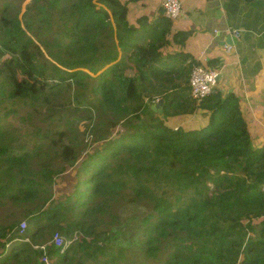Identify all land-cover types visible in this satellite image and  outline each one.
<instances>
[{"label": "trees", "instance_id": "16d2710c", "mask_svg": "<svg viewBox=\"0 0 264 264\" xmlns=\"http://www.w3.org/2000/svg\"><path fill=\"white\" fill-rule=\"evenodd\" d=\"M0 1V94L28 106L26 118L48 111L50 119L20 151L0 126V209L13 208L0 218V264H41L34 247L56 232L77 238L62 253L47 248L52 264H133V257L140 264H264V129L249 131L233 94L216 88L192 100V64L158 69L164 59L174 62L165 53L172 21L160 9L150 20L133 18L132 8L149 0H30L18 17L23 0ZM154 75L176 82L157 89ZM60 93L59 119L84 107L83 132L103 145L78 166L73 190L54 201V178L76 166L83 143L75 125L51 128ZM152 93L163 100L161 114L145 103ZM194 116L203 125H167ZM125 209L139 220L138 235L114 249L109 241ZM23 220L25 237L17 232Z\"/></svg>", "mask_w": 264, "mask_h": 264}, {"label": "crops", "instance_id": "0c3cea01", "mask_svg": "<svg viewBox=\"0 0 264 264\" xmlns=\"http://www.w3.org/2000/svg\"><path fill=\"white\" fill-rule=\"evenodd\" d=\"M163 1L149 0L144 7L133 4V18L141 13L152 14L150 20L159 19ZM171 23V45L165 53L174 62L164 59L158 69L204 63L220 75L217 89L221 95L233 94L238 99L249 131L264 129V0H185L181 15ZM213 30L220 32L215 39ZM232 30L239 35L230 36ZM227 37L232 41L230 49L220 45Z\"/></svg>", "mask_w": 264, "mask_h": 264}, {"label": "rangeland", "instance_id": "374dc122", "mask_svg": "<svg viewBox=\"0 0 264 264\" xmlns=\"http://www.w3.org/2000/svg\"><path fill=\"white\" fill-rule=\"evenodd\" d=\"M29 1L30 0H23V2H21L18 17L21 16L22 12L24 11V5L26 3H28ZM0 3H1V1H0ZM15 11H16L15 8H12L10 12L12 14H14ZM0 50H1V47H0ZM1 59H2V57H0V60ZM129 65H130V63H129ZM127 72L134 73V71L130 70V69H128ZM171 76H169V75H157V77H156L154 75L149 79L150 86H154V88H157V89L160 88L158 83H161V85H163V86H168V85L170 86L172 82L173 83L176 82L175 80L167 82L166 79L170 78ZM8 90H9V86H8ZM64 95L65 94L60 93L55 97L56 99H55L54 109H53V111L56 113L55 115H53V119H55V123L53 126H51V128L56 129V130H65L67 128V122L70 124V126L75 125L77 134L79 135L80 139L83 140V143L81 145L82 153L80 155V158H79L76 166L72 169L69 167H66L65 172H63L61 175H59V177L54 178V182L52 183V186H51L54 201H60V199L62 197L67 196L66 193H70L73 190V186L78 181V177L75 175L78 166L87 156L92 154L95 150H97V151L101 150L102 145H103L102 142L93 143L91 141V136L88 133L84 134L83 129L85 127V124H88V121L85 119V117L87 116V112H85L84 107H82L83 110H81V112H77V113L70 112L66 115L65 118L63 117L62 120L59 119L60 117H59V115H57V113L59 112V110H61V108L57 107L55 104H59L60 102H63ZM156 98H158L156 94H153V93L150 94V96L147 99H145L146 105L148 107H150L151 105L156 103V101L158 100V99L156 100ZM12 102L13 101L9 99L7 93L4 94V96H2L0 94V126L3 125L7 129L9 128V130L14 134L15 143H13V147L15 150L20 151L21 149H19V147L21 145L30 149V143H28L27 140L28 139L31 140L32 135L34 134L33 132H35V127H43L44 128V126L50 121V119H46L43 116V113H44V115H48L49 112L43 111V113H37L35 115V117H33L32 119H28V118H26L27 113L32 112V110L28 106L22 105L21 102H18L16 104H12ZM10 109L17 111L18 114L14 115V114L10 113L8 115V112L10 111ZM181 123L184 124L187 128H196L197 126L199 127L200 125H203L202 120H200L199 118H197L195 116L190 117V118H186L185 121H183V122L175 121L174 119H171L170 121L167 122V125L174 128V127H177ZM119 133H120V127L118 126L115 128V130H113L112 135H111V137H112L111 139L118 137ZM72 135L74 136V133H72ZM12 210H13V208L11 207V205H7L6 207L1 208L0 209V218L1 219L8 218V215L11 214ZM18 212L19 211H16V214ZM119 215H120V220H122L120 222V223H122V225H121L122 229H120V228L115 229L114 228L115 230H114L112 239L109 241V244L113 245L114 249L118 248L119 246H117V245L122 244L124 242V240L127 239L128 237L131 238V236L135 237L136 235H138L137 223L139 222V220L138 219L130 220V216L133 214H131V212L127 211L126 209L122 212H119ZM22 222L25 223V228H24L23 233L20 232V229H21L20 223H22ZM20 223L17 227V232L20 236L25 237L26 236V228H27L26 221L23 220ZM258 228L259 227H257L256 229H258ZM59 234L62 236L61 233H59ZM76 235L77 234H74L70 238L71 240H73V242L77 238ZM249 236H252V233H249ZM62 238H64V236H62ZM46 245H48V244H46ZM114 245H116V246H114ZM46 254H47V250H46ZM47 257H48V255H47ZM117 258L119 259L118 255H117ZM127 258H130V255L127 254ZM133 258L135 260L133 264H140L139 258H137V257H133ZM49 261H51L50 258H49ZM117 264H129V263H126L124 260L119 259V262ZM141 264H143V263H141Z\"/></svg>", "mask_w": 264, "mask_h": 264}, {"label": "built area", "instance_id": "2783aa9c", "mask_svg": "<svg viewBox=\"0 0 264 264\" xmlns=\"http://www.w3.org/2000/svg\"><path fill=\"white\" fill-rule=\"evenodd\" d=\"M184 1L185 0H164L162 2L163 17L170 21L176 20L181 15L182 3ZM228 33L232 37H237L239 35V31L237 30L228 31ZM212 34L215 39L220 32L218 30H213ZM227 49H230V47H227ZM217 75L218 72L216 70L206 68L204 63L201 65H194L188 79L190 98L199 102L204 98L212 96L217 88ZM20 228V232L23 233L25 228L24 222L20 223ZM23 241L28 243V237L24 238ZM72 241L73 240H65L58 232H56L52 235L49 243H47L48 245L45 244L34 248L41 252V264H52L46 254L47 248L51 247L59 249L60 253H62Z\"/></svg>", "mask_w": 264, "mask_h": 264}, {"label": "water", "instance_id": "95a60500", "mask_svg": "<svg viewBox=\"0 0 264 264\" xmlns=\"http://www.w3.org/2000/svg\"><path fill=\"white\" fill-rule=\"evenodd\" d=\"M220 45H224V46H228L230 47L232 45V41L230 37H227L222 43H220ZM220 78V75H217L216 77V83H218ZM162 107H163V100L162 99H158L156 101V103H154L153 105L150 106V110L151 111H156L158 114L162 113Z\"/></svg>", "mask_w": 264, "mask_h": 264}, {"label": "clouds", "instance_id": "9594fccd", "mask_svg": "<svg viewBox=\"0 0 264 264\" xmlns=\"http://www.w3.org/2000/svg\"><path fill=\"white\" fill-rule=\"evenodd\" d=\"M24 242V241H23Z\"/></svg>", "mask_w": 264, "mask_h": 264}]
</instances>
